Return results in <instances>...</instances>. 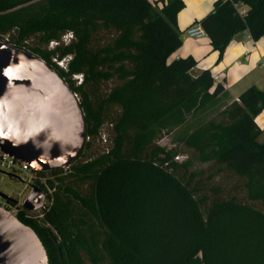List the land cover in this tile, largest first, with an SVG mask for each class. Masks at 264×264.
Wrapping results in <instances>:
<instances>
[{
	"label": "trees",
	"instance_id": "16d2710c",
	"mask_svg": "<svg viewBox=\"0 0 264 264\" xmlns=\"http://www.w3.org/2000/svg\"><path fill=\"white\" fill-rule=\"evenodd\" d=\"M159 3L0 0L4 44L38 57L67 84L85 137L94 142L111 126L107 154L80 161L91 148L85 143L57 178L41 224L18 218L36 234L48 264H264V142L254 123L264 90L248 89L218 122L183 138L197 162L224 174L211 186L212 176L194 185L196 174L185 180L189 162H175L176 152L157 140L216 107L224 88L208 71L193 75L192 58L170 60L182 44L176 19L184 4ZM198 25L221 60L235 35L264 37V0H218ZM66 34L68 44L48 49ZM69 57L66 71L52 62ZM110 82L116 84L103 93Z\"/></svg>",
	"mask_w": 264,
	"mask_h": 264
},
{
	"label": "water",
	"instance_id": "95a60500",
	"mask_svg": "<svg viewBox=\"0 0 264 264\" xmlns=\"http://www.w3.org/2000/svg\"><path fill=\"white\" fill-rule=\"evenodd\" d=\"M84 139V115L67 84L38 57L0 43V152L51 173L74 162ZM43 200L34 189L24 209L38 211ZM0 264H48L34 231L1 212Z\"/></svg>",
	"mask_w": 264,
	"mask_h": 264
},
{
	"label": "crops",
	"instance_id": "0c3cea01",
	"mask_svg": "<svg viewBox=\"0 0 264 264\" xmlns=\"http://www.w3.org/2000/svg\"><path fill=\"white\" fill-rule=\"evenodd\" d=\"M216 1L218 0H183L184 7L176 19L182 44L170 60L190 57L196 62L193 75L208 71L215 84H222L224 93L217 103L222 112L232 103H238L241 94L248 89L264 90V37L253 41L247 32L239 33L232 38L221 60H218V53L211 49L206 36L196 40L185 34L190 27L199 26L198 23L212 12ZM149 2L157 9L162 6L159 0ZM240 10L246 11V8L240 7ZM254 123L264 135V110Z\"/></svg>",
	"mask_w": 264,
	"mask_h": 264
},
{
	"label": "built area",
	"instance_id": "2783aa9c",
	"mask_svg": "<svg viewBox=\"0 0 264 264\" xmlns=\"http://www.w3.org/2000/svg\"><path fill=\"white\" fill-rule=\"evenodd\" d=\"M244 13L245 11L239 10L240 15H244ZM185 34L189 38L196 40L206 36L199 26L190 27L186 30ZM71 40L72 35L66 34L61 38L60 42H51L48 47L53 49L60 43L66 45ZM0 43H9V35H0ZM69 60L70 57L61 61L53 60V62L61 70L66 71V66H64V64L67 65ZM72 80L75 82L76 86H79L82 83V76H72ZM108 127L111 128V126ZM95 141L101 147L100 154H107L109 152V132H106L104 127L99 131ZM85 143L92 145L93 141L91 138L85 137L84 144ZM69 168L70 165L62 168L57 171V175L52 173H39L32 169L28 164L19 162L13 157L0 152V173L10 176L12 179L21 182L29 188L28 193L24 196L21 202H19V198L23 196V191L17 196V200L9 195L0 193V212L5 216H10L17 220L18 218H23L24 220L34 221L37 224H41L44 214L49 210L53 203V194L55 193L57 178L67 175L69 173ZM21 174L24 175L23 179L19 177ZM34 189H37L43 196V204L38 211H27L24 209V204L31 196ZM32 203L38 204V199H34Z\"/></svg>",
	"mask_w": 264,
	"mask_h": 264
},
{
	"label": "rangeland",
	"instance_id": "374dc122",
	"mask_svg": "<svg viewBox=\"0 0 264 264\" xmlns=\"http://www.w3.org/2000/svg\"><path fill=\"white\" fill-rule=\"evenodd\" d=\"M34 42H29L28 45H26V50H29L33 46ZM50 50L51 48L48 47ZM53 62V61H52ZM64 66H66L64 64ZM57 67V66H56ZM60 69L59 67H57ZM116 83L110 82L107 84H104L101 88L103 93L108 92ZM222 104H220L221 106ZM218 107V105H217ZM213 108L211 110L200 112L191 118L188 119V121L180 126L179 128L175 129L174 131L170 133H162L158 140L157 145L163 148L166 151H174L177 154V157L174 159L175 162L178 164H185L186 162H189L190 169L188 171V174L185 177V180L188 179L189 174H196V178H194L192 185H194L196 182H207V178L212 176V180L207 184L208 186H211L213 184H218L222 180V176L224 174L217 173V167L212 166L211 164H201L197 162L190 151L186 150L183 146L182 140L185 136H187L192 131L196 130L197 128L203 126L209 121H219V114L221 108ZM114 113V111H113ZM104 130L106 132H109L110 128L108 126H104ZM260 142H264V135L262 134L259 138ZM101 147L97 144L96 141L93 142L91 145V148L86 151L79 160L80 161H87L89 159H93L96 156L100 155ZM20 178L23 179L24 175H20ZM0 193L4 195H9L16 200L18 199L17 196L23 191V196L19 198V202H21L24 198V196L28 193L29 188L26 187L21 182L12 179L10 176L6 174L0 173ZM26 182V180H25Z\"/></svg>",
	"mask_w": 264,
	"mask_h": 264
}]
</instances>
